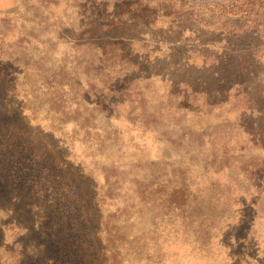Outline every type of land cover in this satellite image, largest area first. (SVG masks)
Here are the masks:
<instances>
[{
  "label": "rangeland",
  "instance_id": "1",
  "mask_svg": "<svg viewBox=\"0 0 264 264\" xmlns=\"http://www.w3.org/2000/svg\"><path fill=\"white\" fill-rule=\"evenodd\" d=\"M118 20L93 29L103 57L61 32ZM0 62L1 132L89 198L96 264H264V0H0ZM4 206L20 264L37 244Z\"/></svg>",
  "mask_w": 264,
  "mask_h": 264
},
{
  "label": "trees",
  "instance_id": "2",
  "mask_svg": "<svg viewBox=\"0 0 264 264\" xmlns=\"http://www.w3.org/2000/svg\"><path fill=\"white\" fill-rule=\"evenodd\" d=\"M79 5L83 7L81 4ZM118 23L119 20L101 22L98 26H94L92 22L78 25L77 21L71 27L63 26L61 32L68 41L71 40L70 42L75 43L76 46H94L100 54L99 57H103L105 56V49H103V45L96 42L99 35L94 34L93 29L99 32L101 28H105V32H110L115 28L112 24L116 26ZM114 38H116L115 35L112 36L114 41L111 44H114L124 56L126 50H123L121 48L122 43ZM82 40L87 41L84 43ZM226 61L221 64L222 69L223 63ZM128 62L132 65L130 59ZM0 65H2L1 62ZM11 67V64L6 63L0 67V83L6 85L5 89L8 93L14 92L16 89L15 77L4 73V70ZM223 80L219 79L218 83L221 84ZM84 82L85 92H90L93 89L99 92L95 88L98 85L94 80H91L94 84L90 86H88L89 79L86 78ZM171 85H175V83H171ZM230 88H232V84L226 90ZM216 92L220 93L218 90ZM94 104H99L98 100ZM12 109L13 112L9 113L10 115L7 117L8 125L10 123L15 124L17 118L24 111L20 104L16 105V108L12 107ZM5 122V116L0 114V204L8 205L4 208L9 209L11 207L14 215L19 220L25 221V223L18 225L23 226L25 235L28 238L32 237L37 244L35 254L29 259L22 260L20 264H45L49 256L57 259L59 264H83L81 253L84 252H87L88 256L87 259H84L85 263L96 264L94 259L97 253L96 231L93 228V217L87 206L89 198L86 195L74 196L79 203L73 204L70 199V196L73 197L72 190L60 192V188L63 187L61 185L62 180L59 178L58 180L52 175L53 178L50 175L43 176L47 171L46 167L36 166L32 163L28 165L24 159L26 147L23 146V141L21 140L22 142L17 146V141L20 140L9 133L1 132ZM27 132L25 131V133ZM34 170H40L41 175L39 174L38 179H33L31 182L30 179L36 178L34 173H30ZM82 214L86 215V218H82Z\"/></svg>",
  "mask_w": 264,
  "mask_h": 264
}]
</instances>
